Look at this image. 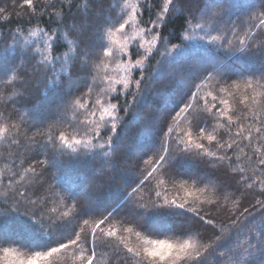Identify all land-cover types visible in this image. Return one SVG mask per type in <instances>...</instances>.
<instances>
[{
    "label": "snow or ice",
    "instance_id": "obj_1",
    "mask_svg": "<svg viewBox=\"0 0 264 264\" xmlns=\"http://www.w3.org/2000/svg\"><path fill=\"white\" fill-rule=\"evenodd\" d=\"M19 6L56 27L0 48V100L34 110L0 112L25 150L0 168V264H264V0ZM174 19L183 41L158 43ZM222 169L235 198L209 187Z\"/></svg>",
    "mask_w": 264,
    "mask_h": 264
},
{
    "label": "trees",
    "instance_id": "obj_2",
    "mask_svg": "<svg viewBox=\"0 0 264 264\" xmlns=\"http://www.w3.org/2000/svg\"><path fill=\"white\" fill-rule=\"evenodd\" d=\"M23 0H0V7L6 8L8 18L7 19H0V48L3 47L5 43L10 45L9 48V55L14 56L16 54V49L18 47L17 44L13 43L11 40L12 34L14 30L23 29L24 33L26 34L30 29L36 28L37 25L40 28H44L46 31L49 29V26L52 29H55L56 25L52 23L49 13H52L54 10L49 7L47 12L41 13L39 10L36 13V16L33 17L29 10L24 8H20V4H22ZM52 3L56 5V9H59L61 0H51ZM79 2V0H77ZM45 3V0H38V7H42ZM77 5L74 3L72 4V11L75 13ZM19 13V15H17ZM150 16L147 10L144 11L143 14V20L147 22L149 20ZM182 21L179 19H174L172 23L168 24L166 28L160 29V31L163 32L164 37H166L165 41H158V43L164 44L166 43L168 47H171L172 44H178L183 41V29H182ZM142 27L146 25H141ZM37 39V38H36ZM35 40V39H33ZM56 47L58 51H62L60 48V45L62 44V41L57 40ZM163 50V49H161ZM135 51V49L133 50ZM57 52H53V55H56ZM133 59L139 58V56L132 55ZM156 59H160L159 56L156 57ZM19 62V61H17ZM156 60L153 59L151 61V65L155 66ZM147 71L150 73L151 68H148ZM139 73L138 71L134 73L135 77H138ZM159 87V85H156ZM41 89L43 88V85L39 86ZM118 88L121 87L117 85ZM178 87V86H177ZM5 96L3 100H0V112L4 113L5 115L12 114V122H16L19 120L20 114L26 113L25 119L31 122V115L33 113V109L30 107H21V104L25 103V101L21 100L19 97L12 96L11 99H9V94L12 92L11 88L5 89ZM153 98L155 99V95H153ZM13 100H20V103H13ZM120 102H123L124 96L121 94L119 96ZM113 103H116V100L112 101ZM160 103L162 104L163 101L161 100ZM17 109H19V113L17 112ZM23 123V121H21ZM235 130V129H233ZM22 133L27 132L28 135H31V131H29L26 128L21 129ZM223 131V130H221ZM23 139V137H21ZM158 140V138H157ZM25 150L23 147L16 149L15 147H9V145L3 141H0V168H6L10 167L12 163V158L9 157V153L16 154V160L15 163L17 165L20 164V160L24 157L20 154H22ZM247 152L248 149H245ZM7 158V159H5ZM235 160V157H233ZM246 158H244L243 163L241 166H243L244 163H246ZM136 163V157L134 155H130L127 157L124 161L121 162V170L122 172H127L128 169H131ZM24 167H27V162L24 164ZM208 171H213L212 169H209ZM129 177L131 179H136V174L132 172H127ZM4 183H7V179L4 180ZM210 189L217 195H220L221 198L223 195H229L230 198H235L236 195H239V193H233L232 188L228 187L225 189V176L223 175V169L220 172H217L216 176L213 178V182L209 185ZM3 185H0V191H3ZM248 199H252V194H249ZM228 207H231V203L229 201ZM8 207V205L0 204V211H2L4 208ZM105 251H108V249H104ZM102 264H112L110 260L103 261Z\"/></svg>",
    "mask_w": 264,
    "mask_h": 264
},
{
    "label": "rangeland",
    "instance_id": "obj_3",
    "mask_svg": "<svg viewBox=\"0 0 264 264\" xmlns=\"http://www.w3.org/2000/svg\"><path fill=\"white\" fill-rule=\"evenodd\" d=\"M142 27V26H141ZM32 29H30L29 31H31ZM28 31V32H29ZM185 35V33H183V36ZM30 39H36V38H34V37H30ZM193 43H196V42H198V41H192ZM187 43V42H186ZM130 48H132V46L130 45L129 46ZM132 50H134V48L132 49ZM125 59H128V57H125ZM133 61H135V60H137V59H140V57L139 58H136V59H133V58H131ZM118 86H120V85H118Z\"/></svg>",
    "mask_w": 264,
    "mask_h": 264
}]
</instances>
